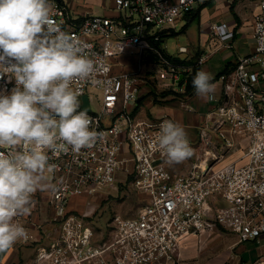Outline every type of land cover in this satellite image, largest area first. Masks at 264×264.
I'll use <instances>...</instances> for the list:
<instances>
[{"label": "built area", "instance_id": "1", "mask_svg": "<svg viewBox=\"0 0 264 264\" xmlns=\"http://www.w3.org/2000/svg\"><path fill=\"white\" fill-rule=\"evenodd\" d=\"M204 1L112 0L111 13L97 14L73 8L67 0H51L56 23L95 54L93 76L73 87L79 92V110L92 117L100 137L79 153L70 147L46 150L54 168L44 175L56 190L38 189L28 214L16 218L27 236L14 246H32L23 255L31 258L27 264H175L191 236L220 227L235 233L239 243L262 241L264 89L258 86L264 80V0L255 14V48L239 56L223 76V96L198 127L204 147L186 173L173 172L157 142L161 123L176 121L169 115L137 113L148 71H154L162 88H184L180 77L187 67L167 57L151 39L159 40ZM211 30L222 40L233 38L227 22L214 23ZM132 49L138 52L136 66L124 70L118 59ZM178 50L187 52L188 47ZM2 71L0 90L10 91L15 81L7 69ZM209 129L223 140L221 149L208 147L215 144ZM241 141L246 142L242 153L227 160L229 149ZM128 180L146 194L145 203L132 217L116 215L110 237L94 242L93 226L73 212L78 207L73 202ZM43 210L53 211L52 217L40 220ZM44 222L49 227L39 235ZM14 263L23 264L20 259L8 262L0 253V264ZM252 264H264V252Z\"/></svg>", "mask_w": 264, "mask_h": 264}, {"label": "clouds", "instance_id": "2", "mask_svg": "<svg viewBox=\"0 0 264 264\" xmlns=\"http://www.w3.org/2000/svg\"><path fill=\"white\" fill-rule=\"evenodd\" d=\"M90 47L56 23L51 0H0V76L7 69L15 81L0 90V253L26 238L16 218L28 214L33 194L56 190L44 175L54 168L46 150L79 153L100 137L73 87L96 70ZM212 80L196 72L197 97L212 98ZM157 142L169 164L193 152L185 128L172 120L161 123Z\"/></svg>", "mask_w": 264, "mask_h": 264}, {"label": "rangeland", "instance_id": "3", "mask_svg": "<svg viewBox=\"0 0 264 264\" xmlns=\"http://www.w3.org/2000/svg\"><path fill=\"white\" fill-rule=\"evenodd\" d=\"M73 6L80 11L89 10L97 14L111 13L112 0H67ZM214 6L210 7L212 11ZM222 17L214 18L215 21H221ZM187 21L185 18L177 22L176 30L179 32L177 35L168 36L165 40L166 48L168 52L177 54L178 47L180 44H190V41L197 39V26L192 24L187 31L181 32V29L186 25ZM231 41V39L229 40ZM240 42L234 43L237 49ZM132 51V52H131ZM127 51L125 54L119 57V67L124 70L134 69L136 61L138 59V52L135 49ZM222 53H220L221 55ZM147 57V55L145 56ZM154 56L150 55L147 59H153ZM156 61L157 58L155 57ZM159 62V61H158ZM158 79L155 78L154 71H148L145 75L144 91L142 95L146 94L153 95L154 93H146L152 90L160 93L164 90H173L179 92L176 97L183 96L185 88L176 90V88H162L160 87ZM181 94V95H180ZM175 95L170 94L168 98H173ZM95 108V106H94ZM208 136L214 140L215 144H209V148H222L223 140L218 136L214 129H209ZM190 147L193 152L190 157L185 159L188 167H191L192 162L198 152H202L204 147V139L201 138L200 129L197 128L195 137H189ZM246 142L241 141L235 147L229 149L227 160L234 159L237 155L241 154L244 150ZM183 163V162H182ZM146 194L139 191L129 180L125 182H118L116 186L106 188L101 194L91 195L88 198L83 197L77 200V209H74V213H78L84 216L94 230V242L106 240L110 237V230L112 228L111 222L116 215L123 217H132L136 215L138 209L145 203ZM40 220H45L53 215L51 210H43L39 214ZM49 227V224L44 222L43 226L40 227V234H43V230ZM25 247L20 248L25 254L32 251V246L24 244ZM264 252V236L261 242L246 241L238 242V237L235 233L225 228H216L212 232L203 233L199 236H191L188 243L182 250L180 259L175 264H236L239 263V259H242L246 264H252L253 261L259 256L260 253ZM20 261L23 264H27L31 261L30 257H22ZM242 261V260H241ZM15 264V263H14Z\"/></svg>", "mask_w": 264, "mask_h": 264}, {"label": "crops", "instance_id": "4", "mask_svg": "<svg viewBox=\"0 0 264 264\" xmlns=\"http://www.w3.org/2000/svg\"><path fill=\"white\" fill-rule=\"evenodd\" d=\"M214 6L210 11V7ZM260 9V0H205L201 2L193 11L195 16L192 18L190 24L185 32L195 23L197 26V39L190 41L187 45V52H178L172 54L168 52L164 37L162 41V48L171 55L177 56L181 59L195 62L198 65V70H205L213 77L212 83L215 84V92L212 98L203 99L197 97L195 92L193 94H186L179 97L168 98L169 95H159L157 100L153 95L146 96L137 109L140 117L155 118L162 115H169L177 123L181 124L189 137H195L197 128L206 122L207 114L219 102L223 96L224 79L223 76L232 71L236 66L237 58L241 55L252 52L255 48L256 40L254 35L255 14ZM112 12V11H111ZM221 21H215L214 18L222 17ZM188 22L187 17H185ZM222 22L229 23V30L233 31V38L231 41L222 40L213 34L211 25ZM187 24V23H186ZM176 30V26L171 27ZM179 32L170 36L177 35ZM240 42L238 48H235L234 43ZM179 45V46H180ZM179 51V50H178ZM220 53H222L220 55ZM193 65L187 67V71L191 72ZM231 70L227 73H222L225 69ZM259 89H264V80L258 86ZM151 92V91H150ZM147 94L149 92H146ZM192 106L191 109L186 106ZM169 167L176 174H183L189 170L188 164L185 160L180 163L169 164ZM77 201L73 202L76 204ZM5 259L8 262H16L24 251L16 249L15 246L3 252ZM244 261L239 259V261Z\"/></svg>", "mask_w": 264, "mask_h": 264}, {"label": "trees", "instance_id": "5", "mask_svg": "<svg viewBox=\"0 0 264 264\" xmlns=\"http://www.w3.org/2000/svg\"><path fill=\"white\" fill-rule=\"evenodd\" d=\"M195 16V14H193V12L187 14V19H188V22L187 24L181 29V31H184L187 26L190 24L192 18ZM174 33H177V31H175L174 29L172 28H168L166 30H164L162 33H161V38L159 40H155L154 38L151 39V42L153 43L154 46L158 47L161 52H163L167 57H169L170 59H172L174 62H177V63H180V64H183L185 65L186 67L190 66V65H193V68H192V71L191 72H188V71H185V77L184 79H182L180 81V85L181 86H184L185 88V92H183L182 94H193L195 92V89L193 88V84H192V80H193V77L195 76L196 72L198 71V65L195 64V62H192V60L190 61H187V60H184V59H181L177 56H171L169 54H167L164 49L162 48V41L164 39V37L166 36H170ZM155 59V56L154 58ZM231 69L230 68H227L225 69L222 73H227L229 72ZM150 94L151 93H154L155 95V100H157L158 96L161 95V96H166V95H170V94H174L175 96H177L176 94H179V92H176V91H173V90H164L160 93H157L156 91L152 90L151 92H149ZM181 95V94H180ZM174 96V97H175ZM146 97V94L144 95H141L139 101H138V106L142 103L143 99Z\"/></svg>", "mask_w": 264, "mask_h": 264}, {"label": "water", "instance_id": "6", "mask_svg": "<svg viewBox=\"0 0 264 264\" xmlns=\"http://www.w3.org/2000/svg\"><path fill=\"white\" fill-rule=\"evenodd\" d=\"M183 78H184V73L181 74L180 79H183ZM181 264H186V263H181Z\"/></svg>", "mask_w": 264, "mask_h": 264}]
</instances>
